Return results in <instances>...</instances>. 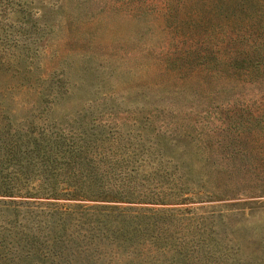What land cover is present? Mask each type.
<instances>
[{
    "label": "rangeland",
    "instance_id": "1",
    "mask_svg": "<svg viewBox=\"0 0 264 264\" xmlns=\"http://www.w3.org/2000/svg\"><path fill=\"white\" fill-rule=\"evenodd\" d=\"M206 4L0 0V264H264V84L194 59Z\"/></svg>",
    "mask_w": 264,
    "mask_h": 264
},
{
    "label": "trees",
    "instance_id": "2",
    "mask_svg": "<svg viewBox=\"0 0 264 264\" xmlns=\"http://www.w3.org/2000/svg\"><path fill=\"white\" fill-rule=\"evenodd\" d=\"M207 6L200 9L206 12L209 9V16L199 21L200 24L210 25L213 28L221 27L222 36L210 33L207 36L199 37L205 40L206 52L197 54L194 59H206L202 67L206 65H218V70L227 79L246 81L255 84H264V11H255L261 0H206ZM207 14V13H206ZM224 30V32H223ZM212 34V35H211ZM198 35L193 34V39ZM217 45V46H216ZM218 45H220L218 47ZM240 131L244 132L246 122L237 120ZM255 125V123H254ZM261 125V126H257ZM256 130L264 132V125L256 123ZM12 139L0 142V172L7 173L21 172L26 168L27 163L9 165L3 162L16 152L21 151L19 140ZM29 146H25L27 150ZM36 149H40L37 145ZM24 159V157L22 158ZM6 165V168L3 166ZM13 185L1 183L0 193L4 196H12ZM74 193V192H73Z\"/></svg>",
    "mask_w": 264,
    "mask_h": 264
}]
</instances>
